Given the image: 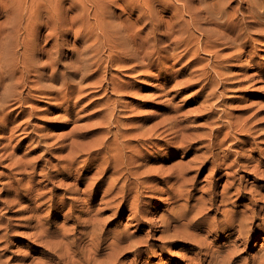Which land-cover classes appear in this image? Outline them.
Segmentation results:
<instances>
[{
	"label": "rangeland",
	"instance_id": "obj_1",
	"mask_svg": "<svg viewBox=\"0 0 264 264\" xmlns=\"http://www.w3.org/2000/svg\"><path fill=\"white\" fill-rule=\"evenodd\" d=\"M98 1L102 4L97 7L101 11L100 17L105 21L108 34L118 25L123 28L122 33H125V26L129 23L135 24L138 29L151 16V7H154V15L159 14L162 17V26L177 19L173 6L166 9L162 6L165 0ZM217 1L205 0L204 4ZM95 4V0H0V43L7 39L18 42L22 39L28 40L32 33H38L35 44L46 46L50 52H56L59 47L54 45L55 37L48 32L53 28L52 31L58 34L61 28L72 27L71 34L60 52L62 57L60 56L61 60L58 62L60 70L57 72V78L50 80L45 77L40 82H35L33 79L36 71H32L29 82L36 84L39 90H26L18 101L0 112V236L5 232L10 235L9 239L3 242L0 240L2 259L8 260L7 264H27L33 259L43 260L47 255L34 251L30 246H36L38 250L47 246L44 243L35 245L33 242H46L48 238L49 243L59 239L65 242L77 238L79 248L83 252L79 253L77 258L80 256L79 258L84 259L95 254L93 258L103 260L107 252H111V248L107 246L112 242H119L114 241L119 237L124 249L116 252L115 256L119 257L121 264H191L189 259L192 258L193 252L187 248L195 245L198 248L204 245L200 259H197L202 264L210 262L209 255L205 254L207 246L232 256L234 261L236 260L234 264H264L261 259L264 257V231L259 230L252 240L239 245L237 251L232 253L237 234L230 236L228 231L220 230L214 232V235L213 232H208L207 228L198 226L202 217L198 221L194 220L192 227H189L190 232H196V240L186 243L189 244L187 248L181 244L171 245L169 247L172 248L168 247L164 252L154 247L155 251H147L135 258L132 249L128 247L138 243L144 249L148 245L153 246L166 240V235L174 232V229L166 224L164 215L170 211L173 204L186 206L188 216L196 215V220L202 216L201 213L197 215L198 211L203 210L202 213L206 214L209 209L204 211L203 205L207 201L209 186L213 183L219 184V191H222L228 182L233 181L235 186L239 184L245 187L248 184L246 189L249 191L252 188L264 191V176L246 165L248 160L253 159V164H258L259 159L264 160V156H261L264 155L261 152L264 151V16H252L247 10H239L234 17L242 19L243 24L226 31L221 37L218 33L223 31L222 27L213 23L202 24L203 27L217 30L212 36L201 33L202 29L199 27H193L185 36L193 33L202 38L199 41L201 46L207 43L206 47L197 53H194V47L189 48L198 42L193 41L189 46L172 43L178 33L166 37L162 46H167V50L160 55L155 54L152 58L143 59V54L131 57L123 52L120 59L112 63L106 61V52L101 68L98 69L96 64L79 71L69 78V85L64 88L63 72L74 69L77 64L75 55L86 43L95 42L94 37L83 36V40H77L75 36L76 31L87 26L83 17L84 8L92 11ZM192 4L198 3L194 1ZM233 7L239 8L237 1L230 2L231 12H234ZM90 14L89 16L94 17ZM204 14L205 12H200L199 17ZM185 18L190 17L187 14ZM40 26L47 27V30L39 31ZM148 31L149 27L144 28L140 34L147 36ZM50 38L52 41L47 44ZM130 38L132 40L133 36ZM154 40L152 37L145 45L151 46ZM128 48L127 43L124 50L127 51ZM24 49L22 44L15 45L18 54ZM3 55L4 51H1L0 47V57ZM48 55L39 53L37 63H45ZM40 71L50 73L51 68H42ZM51 89L54 91H50ZM213 133H217L218 141ZM116 136L120 139L117 140ZM131 141L137 146L131 147ZM116 142L117 145L121 143L123 152L127 155L135 154V159L130 157L131 161L128 156L125 165L127 168L122 171L136 168L139 170L134 169L131 172L135 171L139 180L146 182L149 178L148 183L132 191L126 198H122V193L118 192L119 186L108 190L113 177L101 182L96 174L102 157L115 150ZM212 142L217 145L211 144ZM110 143L111 145H108ZM105 145L111 148H106ZM128 145L129 149L131 147L130 151ZM80 147L84 150L75 154L73 149ZM215 149L218 153L216 160L206 156ZM223 153H227L226 159L223 158ZM218 155L222 157L219 158ZM208 158L216 163L226 160L228 165L224 163V168L216 171L215 165H212L213 161ZM245 166L249 170H246ZM171 169L174 173L187 175H184L187 184L185 187L194 194L188 202L184 200L187 197L185 194L176 203L166 205V192L169 187L163 178L171 173ZM136 191L140 192L137 194ZM249 193L237 200V209L245 210L244 207L252 205L256 195ZM141 196L144 199L142 204ZM182 200L184 203H181ZM213 212L210 211L206 215L212 217L217 214ZM262 213L261 216L264 217V210ZM218 214L221 216V213ZM259 220L261 221L258 219L256 223L260 222ZM185 221L187 222V219H182L179 224ZM42 226L48 231H55L57 228V235L37 238L35 231L38 232L37 228L43 229ZM201 234L206 236H200L199 239L198 235ZM99 235L101 239L97 238ZM204 237H207V240H204ZM62 245L64 246L63 243ZM97 245L102 248V251L97 252L99 254L93 252L94 246ZM90 247L93 250L90 251ZM189 255L191 257H188ZM95 258L93 260L96 261ZM98 259L97 261H100Z\"/></svg>",
	"mask_w": 264,
	"mask_h": 264
},
{
	"label": "bare ground",
	"instance_id": "obj_2",
	"mask_svg": "<svg viewBox=\"0 0 264 264\" xmlns=\"http://www.w3.org/2000/svg\"><path fill=\"white\" fill-rule=\"evenodd\" d=\"M95 1H96V4H95L96 6H95L94 10L90 11L89 8H84V10H83L86 15L84 14V16L83 15L82 16L86 20V23L85 24L87 26H84V28L82 30H80L78 32L77 31L75 32V34H76L75 36H76L77 40H83V36H88V38L94 37L95 38V42L92 43V44L86 43L84 45V48L80 52L78 51L79 53H76L77 54V55H75L76 58L74 57L75 60H76V63H77L74 66V69L73 70H67V71H64L63 72L64 79H63L62 85H63L64 88L69 85V78L72 77L73 75L77 74L79 71L81 72L82 70L88 69L91 66L96 65V64L98 65V69L101 68V66L103 64L102 62L104 61L103 60L104 53H106V52H108V54H106V56H107L106 61L107 62L111 61L112 63L114 61H116L122 55L123 52H125L126 55H130L131 57L132 56L139 57L140 55L143 54V56L141 57L143 59H145V58H152L155 54L160 55L163 51L167 50V48H168L167 46H162L163 43H164V41H166V37H169V36L174 35L175 33H178L174 37V40H172V43L174 45L181 43V45L182 44H186L187 46H189L191 43H193V41L198 42L197 44H195V45L193 44V46H191L189 48V49H191L192 47H194V53H197L201 49H204L206 47L207 43H203L202 46H201L200 43H199V41L202 40V38H200L199 35H195L193 33L189 34V36H185V33L190 32L193 27L194 28L195 27L196 28L199 27V28L202 29L201 33L210 34L212 36V35L215 34V32L217 30L215 28H206V27H203L202 24H204V23H213V24H215L217 26L222 27L223 31H221V33L220 32L218 33L219 35L221 34L220 35V37H221V36H224V34H225L226 31L232 30L233 28H236L237 26H240L241 27V25L243 24L242 19L239 20V19H235V17H234V15H236V13H238L239 10H241V11H246L247 10L252 16H257V17L264 16V0H228V1L227 0H218L217 2H214V3H211V4H204L205 3V0H165L163 2V5H162L165 9L167 7H169V6H173V8H174V16H176L177 19L173 23L170 22V23H167L165 26H162L164 24V22L162 20V17L159 14H155L154 15V12H153L154 7H151V16L138 29L135 28V24L129 23L127 27L125 26V33H122L123 28L120 25H118L113 30L112 33H109L108 34L107 33V27H106L105 21L100 17V12L101 11L98 8V7H101L102 4L98 0H95ZM194 1H197L198 4L197 5H193L192 3ZM232 1H237L238 2V7H239L238 9H236L237 7L236 8L233 7L234 12H231L229 10V8H230V2H232ZM174 3H177V4H174ZM178 3H181V4H178ZM149 9H150V7H149ZM83 11L81 12L82 14H83ZM200 12H205V14L202 15L201 17H199ZM90 13H92L94 17L89 16V15H91ZM187 14L190 17L189 19L185 18V15H187ZM83 17H81V18H83ZM25 26H27V25H25ZM176 26H178V27H176ZM147 27H149V31H148L147 36H142L140 34V31L142 29H144V28H147ZM160 27H163V28H160ZM52 29L53 28L50 29V31L48 32V34L55 37L54 45H57L59 47L56 52H50V50H48L46 48V46H41L39 44H35V40L37 39L38 33H34V34L32 33L31 36L28 38V40L22 39L20 42H18V40L17 41L16 40H12L11 41L10 39H7L5 42L0 43L1 51H4V55L0 57V112L5 111L6 107L8 105H10L11 103H15L16 101H18L20 99V96L26 90H28V91H30L32 89L39 90V88L37 87L36 84H30V82H29L30 81L29 77H30L32 71H36L35 77L33 79V81H35V82H40L45 77H47L50 80H55L57 78V72L60 70V66H59V63L58 62L61 60V57H62L60 52H61V49L63 50V47L62 46L67 42V37H69V35L71 34L70 32L72 31V27H70V28H68L67 26L66 27H63V28L60 29L61 31L58 34H56V32H53ZM46 30H47V27H44V26H40L39 27V31H46ZM131 35L133 36V39L132 40L130 38ZM152 37H154V39H155L154 42H153V44L151 46H146L145 43L148 42ZM51 41H52V38L49 39V42L47 44H49ZM127 43L129 44V48L126 51V50H124V47H125V45ZM16 44H22L25 47V49L20 54H18V51L15 50V45ZM32 45H34V46H32ZM39 53H43V55H48L49 54L47 60L45 61V63H41V64H38L37 63V58H38V54ZM106 66H107V64H106ZM42 68L43 69L51 68V72L50 73H46V72L44 73V72L40 71V69H42ZM102 81H103V78H102ZM1 89H3V90H1ZM50 91H54V90L51 89ZM218 130H220V129H218ZM151 131H152V129H151ZM214 132H216V131H214ZM217 132L219 134V131H217ZM216 134H214L215 135V138H216ZM135 138L133 137V139H135ZM140 138H142V137H140ZM119 139L120 138H118L117 140H119ZM148 140H150V139H148ZM138 141H140V140H138ZM216 141H218L217 138H216ZM114 142H112V143H114ZM131 143H132V141H131ZM139 143H141V142H139ZM214 143L212 142L211 144H214ZM106 144H107V142H106ZM120 144L117 145V142H116V145L117 146H116V148H114L115 150L108 149L110 151L111 150H113V151L111 152V154H108V155L106 154L107 156L102 157L103 159L100 158V159H102V161L100 163V166L98 164L99 168H98L97 172L96 171L95 172L98 175V177L101 180V182L104 181L107 178L113 177L110 180V182H109V188H108V190H111L112 188L114 189L117 186H119L118 192L119 193H122V196H123L122 198H126L130 193L132 194V191L138 190V188L140 186H143L146 182L148 183L149 178H148V180H146L147 178L145 179L146 182L143 181V180H139L137 178L138 176L137 175L135 176V173H134L135 171H138L139 170V169L137 170L136 168H134L135 171H133V172H131L132 170H134L132 168H130V170L132 169L131 171L126 170V169H125L126 171H122V170H124V168H127V166L125 167V165L128 162V160H127L128 156H129V159L131 161V158L135 159L134 158L135 154L128 153L130 155H127L126 153L123 152V147H121L122 145H120ZM108 145H111V143L108 144ZM132 145L133 146H131V147L137 146L136 144H133V143H132ZM205 145H204V147H205ZM216 145H215V147H216ZM104 147H106V148L110 147L111 148V146H107V145H105ZM112 147H113V144H112ZM131 147H130V149H131ZM185 147H186V145H185ZM217 147H219V145ZM103 148H102V150H103ZM118 148H121V149L119 150ZM135 148H137V147H135ZM197 148H199V147H197ZM212 148H213V146H212ZM130 149H129V145H128V150L130 151ZM132 149H134V148H132ZM261 149H263V148H261ZM83 150H84L83 147L74 148L73 149V152L75 154H77L79 152H82ZM126 150H127V148H126ZM126 150H125V152H126ZM134 150H136V149H134ZM137 150H138V148H137ZM199 150H203V149H199ZM177 151H178V149H177ZM219 151H221V150L219 149ZM103 152H104V150H103ZM138 152H137V154H138ZM261 152L264 153V151H262V150H261ZM261 152H259V153H261ZM240 153L242 154V152H240ZM245 153H247V152H245ZM84 154H86V153H84ZM207 154L208 155H206V156L215 159V157H216V155L218 153H216V149H215V151L212 150V151H210ZM101 155L103 156L104 154L102 153ZM200 155H201V153H200ZM96 156H98V155H96ZM138 156H139V154H138ZM222 156H223V158L226 159L227 153H223ZM222 156H219V158H221ZM245 156H246V154H245ZM261 156L263 157L264 155H261ZM142 157H143V155H142ZM142 157L140 159H142ZM201 157H202V155H201ZM242 157H243V155H242ZM255 158L258 159L257 156ZM208 159H209V161L210 160L213 161L212 162L213 163L212 165H215L216 171L221 170L222 167H223V165H224V163L226 164V162H227L226 160H221L220 159L221 161L220 162L217 161V163H216L215 162L216 159L215 160L210 159V158H208ZM234 159H236V158H234ZM92 160H93V158H92ZM193 160H194V158H193ZM237 160L239 161V159H237ZM259 160H258V162H259L258 164H256V162H254L255 164H253L251 162V161H253V159L251 161L248 160V163L246 162L247 160L245 162L247 163L246 165H247L248 168H252L253 169L252 171H255L256 173L259 172V173H261L264 176V160L263 161H262V159H261V161H259ZM143 161H146V160H143ZM197 162L198 161H196V164H198ZM200 162H202V161H200ZM142 163L143 162H141V165H142ZM239 164H240V162H239ZM134 165H135V162H134ZM137 165H139V164H137ZM226 165H228V164H226ZM230 165H229V167H230ZM243 165H244V162H243ZM193 166H194V164H193ZM241 166H242V164H241ZM131 167H133V166H131ZM247 167H246V170L248 169ZM139 168H141V167H139ZM233 168H235V166ZM236 168H238V167H236ZM177 169L179 170V166H178ZM187 169H189V168H187ZM193 170H195V169H193ZM172 171L168 175H165L166 177L163 178V180L165 181V184L169 187L168 192H166L167 195H168L166 197V199H165L166 200V203H167L166 205H169L171 203H176L185 194H187V197L184 200H186L188 202V199L190 197L194 196V194L191 193V190H188L185 187V184H186L185 177L187 175H185V174H183L181 172H178V173L175 172L176 173L175 174L174 171H173V173H172ZM195 171H197V169ZM252 171H251V173H254ZM156 172H158V171H156ZM235 173H234V175H235ZM154 174H155V172H154ZM184 175H185V177H184ZM162 177H163V175H162ZM255 177H256V175H255ZM157 178L158 177H156L154 179H157ZM259 178H260V176H259ZM95 179H97V178H95ZM173 179H175V181ZM234 180H235V178H234ZM196 181H197V179H196ZM170 182H171V184H169ZM234 182L235 181L228 182L227 184L225 183L226 185H225V187H223L224 189L222 188L223 189L222 191L217 190L218 185H219L218 183H213L211 186H209L210 189L207 192L208 196L206 195L207 196V198H206L207 201H205V203H204L203 206H204V211L206 209L207 210L209 209L208 212L215 211L217 213V214H215L212 217L206 215V214H208V212L206 214H204L205 212L202 213L203 210L202 211L200 210V211L197 212V215H199L201 213L202 216H200L196 220V215L195 216L194 215L193 216H188V214H187L188 213V210H187L188 208L185 209L186 206H181L179 204H175V205L173 204V205H171L172 208L169 209L170 211H167V213L165 211L166 214L164 215V218H165L166 224L168 226L172 227V229H174V232H172L171 234H167L166 235V240H164V241L162 240L163 241L162 243L160 242V244H156V245L153 244V246L148 245L144 249L142 248L143 246L141 244H138V243L130 244L128 247L132 249V252H133L135 258L138 257V256L140 257V255H142L143 253H146L147 251H150V252L151 251L152 252L155 251L156 249L154 250V247L155 248L157 247L160 250H164V252H165V249H167L171 245H180L181 244L182 247H186L187 248V246L189 244L187 245L186 243H188L189 241L191 242V241H195L196 240L195 239L196 232H190L191 229L189 227H190L191 224H194V222H193L194 220L195 221H198V220H200L201 217L203 219H202V221H199L198 222V226L201 225V228H207L208 229V232H213V234H214V232H219L220 230H226V232L227 231L229 232V235L230 236L237 234V238L236 237H235L236 239L234 238L235 239L234 240V244L233 243L230 244L231 246H232V244L234 245V247L232 246L233 248L231 247L232 248V251H233L232 253H234L235 250L237 251L239 245L246 244L250 240H252L254 238V235L259 230L260 231H264V217L261 216V213L264 210V193H263L264 191H263V189H258V188H254L253 189L252 188L249 191V190H247L248 189V186H247L248 184L245 185V187H242L239 184H238V186H235V183ZM238 182L240 183V181H238ZM149 183H151V182H149ZM153 183L154 182L152 181V183H151L152 186L154 185ZM192 185H190V186H192ZM161 186H160L159 189H161ZM194 186H197V185H194ZM246 186H247V189H246ZM148 187H149V184H148ZM90 189H92V187ZM153 189H154V192H155V188H153ZM232 189L234 191H232ZM157 190H158V188H157ZM106 192H107V190H106ZM248 192H250L249 194L252 193V194L256 195V198H255L254 202L252 203L251 206L246 207V208L244 207L245 210H243V209L240 210L241 208L240 209H237V206H238L236 204L237 203V200L240 199V198H242V197H244V195L246 193H248ZM136 193H137V191H136ZM142 193L143 192H141V194ZM133 195H132V197H134ZM138 198H139V196H138ZM141 198H142V196H141ZM164 198H165V196H164ZM143 200L144 199L142 198L141 204H142V201ZM197 200H199V199H197ZM181 203H184L183 200H182ZM190 203H192V202H190ZM185 204H186V202H185ZM197 204H198V202H197ZM125 205H127V203ZM138 205H139V203H138ZM186 205L188 206V204H186ZM192 205H193V203H192ZM245 205H247V204H245ZM200 206L202 207V205H200ZM141 208H142V206H141ZM142 210H143V208H142ZM139 211H140V209H139ZM142 213H141V216H143ZM218 213H221V216ZM182 219H187V222L185 221L182 224H179V222ZM258 219H261V221L259 220L260 222L256 223ZM87 221H86V223L88 224L89 221L88 222ZM90 224H92V222ZM163 224H164V222L162 223V225ZM42 227H43V229H40L41 226H40L39 229L36 227L37 230H38V232L35 231L36 233L34 235H37L38 234L37 238H42V237L44 238L45 235L50 236V237L51 236L54 237L55 234L57 235V233H56V229L57 228L55 229V231H50V230L48 231V230H46L44 228V226H42ZM90 227H91V225H90ZM191 227H192V225H191ZM197 230H199V229H197ZM88 231L89 230H87L86 233H88ZM163 231H164V229H163ZM163 231H162V233H163ZM193 233H195V234H193ZM32 234H31V236H32ZM208 234H210V233H208ZM100 235L98 237L97 236L96 237L99 238V239H101L102 238L101 237L102 235L101 236ZM9 236H10L9 233L8 232H5V233H3L0 236V240L3 242ZM59 236H60V234H59ZM88 236L91 237L92 235H88ZM198 236H199V239H200V236L202 237V236H206V235H202L201 234V235H198ZM104 238L105 237H103V240H105ZM206 238L204 240H207ZM93 239L94 238L92 237V240ZM37 240H39V239H37ZM77 240H78L77 238H73L71 240H67V241L64 242L63 239H61V240L59 239V240H54L51 243H49L50 242V238H48V240H46V242L45 241H39V242L35 243L36 241L34 240L35 242H33V243L35 245H40L41 243H44L47 246V248L44 247V249H41V250L39 249L38 250V248L36 246L31 245L30 246L31 249L33 248L34 251L36 250L40 254L47 255V258H45L43 260H40V259L36 260L35 259L36 261L33 259L31 262H29V263L25 262V263H27V264H121L120 260L118 259L119 257H116L115 256L116 255L115 254L116 252H120L122 249H124V247L121 246V243L122 242H120V238L119 237H117V239L114 240V241H119L120 243L119 242H112L111 241L112 243L110 242L111 244H109V246H107V247H110L111 248L110 249L111 252L110 251H109V253L107 252L106 258L103 259V260H100V259L97 258L100 261H97V259L95 257L94 258L96 259V261L93 260L94 259L93 256L95 254L93 256L90 255L89 257H86L84 259L79 258L80 256L77 258L78 254L82 252L81 249L79 248V245L77 243ZM239 241L240 242L242 241V243H239ZM62 243L64 244V246L62 245ZM98 243L100 244L99 241H98ZM114 243H118V244H114ZM147 243H149V242H146V244ZM204 243H206V241ZM102 244H103V242H102ZM193 244L195 245V243H193ZM92 245H95V244H92ZM126 246H127V244H126ZM94 247L95 248H94V251L93 252H95V253L99 252L102 249L98 245L97 246H94ZM200 247H201V245H200ZM202 247H204V245ZM202 247L199 249L197 245L191 246V247L188 246L187 249L190 248L191 249L190 251L193 252V255H192V258H191L192 260L189 259L190 261H192L191 264H200V263L202 264V262L199 263L197 261V259H200V256L202 254L201 253V251L203 249ZM169 248H172V247H169ZM217 248H219V247H217ZM89 250L91 251L93 249H91V247H90ZM173 250H170V251L172 252ZM90 251H89V253H91ZM129 251H127V252H129ZM227 251H228V249H227ZM100 253H102V252H100ZM203 253H205V252H203ZM232 253H228V254L229 255L230 254L232 255ZM1 254L2 253H0V264H5V263L7 264L8 263V260L7 261H4V259H2V255ZM97 254H99V253H97ZM175 254H176V252H175ZM205 254L209 255V257H210V262L207 261V262H209V264H234V262L236 261V260L234 261V258L232 256H228L226 254H222L221 251H219V250H213V248L211 249L208 246L206 248V253ZM205 254L203 256H205ZM24 256H26V255H24ZM134 256H133V258H134ZM188 257H191V256L189 255ZM261 259H263L262 261L264 262V257H262ZM20 264H22V263H20ZM188 264H190V262ZM244 264H246V262H244ZM248 264H251V263H248Z\"/></svg>",
	"mask_w": 264,
	"mask_h": 264
}]
</instances>
